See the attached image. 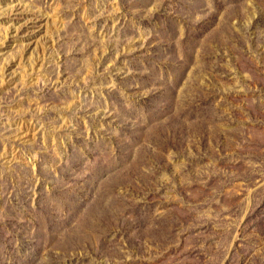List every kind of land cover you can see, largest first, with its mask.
<instances>
[{
    "label": "rangeland",
    "instance_id": "obj_1",
    "mask_svg": "<svg viewBox=\"0 0 264 264\" xmlns=\"http://www.w3.org/2000/svg\"><path fill=\"white\" fill-rule=\"evenodd\" d=\"M264 0H0V264H264Z\"/></svg>",
    "mask_w": 264,
    "mask_h": 264
},
{
    "label": "trees",
    "instance_id": "obj_2",
    "mask_svg": "<svg viewBox=\"0 0 264 264\" xmlns=\"http://www.w3.org/2000/svg\"><path fill=\"white\" fill-rule=\"evenodd\" d=\"M263 39H264V35H263Z\"/></svg>",
    "mask_w": 264,
    "mask_h": 264
}]
</instances>
